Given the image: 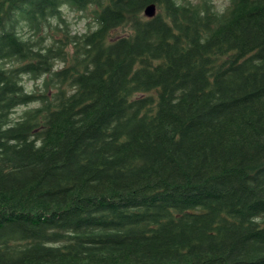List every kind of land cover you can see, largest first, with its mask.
Returning a JSON list of instances; mask_svg holds the SVG:
<instances>
[{
	"label": "trees",
	"instance_id": "1",
	"mask_svg": "<svg viewBox=\"0 0 264 264\" xmlns=\"http://www.w3.org/2000/svg\"><path fill=\"white\" fill-rule=\"evenodd\" d=\"M0 264H264V0H0Z\"/></svg>",
	"mask_w": 264,
	"mask_h": 264
},
{
	"label": "rangeland",
	"instance_id": "2",
	"mask_svg": "<svg viewBox=\"0 0 264 264\" xmlns=\"http://www.w3.org/2000/svg\"><path fill=\"white\" fill-rule=\"evenodd\" d=\"M182 1V0H178ZM191 4H199L203 0H185ZM209 1L214 9L218 12H220V9L225 8L229 4V0H206ZM63 19L65 20L66 24L68 25V29L70 34H83L88 31H92L95 29V25L86 12H77L75 10L66 8L63 9ZM55 24V22H53ZM116 33H119V35H122L124 32L121 30H118ZM40 80L39 81H33L29 77H25L23 79L24 86L28 92H35L39 86H40ZM23 108H19L12 116L13 119H17L21 112L23 111Z\"/></svg>",
	"mask_w": 264,
	"mask_h": 264
},
{
	"label": "water",
	"instance_id": "3",
	"mask_svg": "<svg viewBox=\"0 0 264 264\" xmlns=\"http://www.w3.org/2000/svg\"><path fill=\"white\" fill-rule=\"evenodd\" d=\"M156 13V9L154 5H149L145 8L143 14L146 18H152Z\"/></svg>",
	"mask_w": 264,
	"mask_h": 264
},
{
	"label": "clouds",
	"instance_id": "4",
	"mask_svg": "<svg viewBox=\"0 0 264 264\" xmlns=\"http://www.w3.org/2000/svg\"><path fill=\"white\" fill-rule=\"evenodd\" d=\"M220 12H221V13H223V12H224V9H223V8H221V9H220Z\"/></svg>",
	"mask_w": 264,
	"mask_h": 264
}]
</instances>
